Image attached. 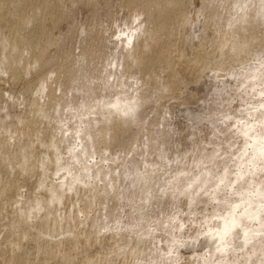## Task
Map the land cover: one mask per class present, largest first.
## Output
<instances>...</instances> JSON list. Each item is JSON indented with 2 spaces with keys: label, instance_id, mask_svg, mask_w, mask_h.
Listing matches in <instances>:
<instances>
[{
  "label": "bare ground",
  "instance_id": "obj_1",
  "mask_svg": "<svg viewBox=\"0 0 264 264\" xmlns=\"http://www.w3.org/2000/svg\"><path fill=\"white\" fill-rule=\"evenodd\" d=\"M176 104L229 121L225 174ZM180 241L264 264V0H0V264H202Z\"/></svg>",
  "mask_w": 264,
  "mask_h": 264
},
{
  "label": "rangeland",
  "instance_id": "obj_2",
  "mask_svg": "<svg viewBox=\"0 0 264 264\" xmlns=\"http://www.w3.org/2000/svg\"><path fill=\"white\" fill-rule=\"evenodd\" d=\"M210 82L211 81L209 79H207L205 85L208 87ZM205 85L203 84V85L200 86L198 94L195 93V95L193 94V96H192V93H190V92L188 93V96L190 98L188 104H189L190 108L192 107V108L198 109V104L200 103V106H201V103L203 104L202 99L200 100L199 98L200 97L203 98V97L207 96L206 94L213 92V91L210 90L212 88L211 85H210V87L208 89H207V87ZM233 94L235 95V91H234V93H231L229 95V97H227V100H228L227 104H231V107L235 106V104H236L235 97H234ZM194 97H195L197 102L195 100L193 101ZM197 97H199L198 100H197ZM231 101H232L233 105H232ZM193 103H195V104H193ZM223 104L225 105L224 101H223ZM183 109H184V107H180V105H178V104L173 105V109H172L173 111L171 113L172 115H169L168 118H170V116H172L174 120L172 119L171 122L175 123V127L181 128V129H185L186 131L184 132V135L187 134L185 137H187L188 140L191 139L190 140V144H189V149H188L189 152L187 154L188 158H186V161L190 160L192 162L194 159H196V157H197V155L199 153V149H201V154H205V153H209V152L213 151L214 148H216V147H215L214 143H212V140H217L218 142L221 143V147L219 149L220 151L216 154V159L215 160L211 161V158H205L203 161H201L199 163V165H196V164L193 165L194 163H191L190 166L194 167L196 171L198 169H205L204 168L205 166L213 167L214 174H217V173L225 174L226 171H224L225 170L224 167L226 166L227 162L223 161V160L225 158L224 152L227 151V149H228L227 148L228 144H227L226 140H227V137L229 138L231 136V134H232V131L229 130L231 128L229 121H221L220 124L218 125V127L219 126L220 127L219 128L218 127L214 128L212 126V124H210V122L207 119H205L204 116H202L204 120L199 125V124H196L194 116L192 114H190V111L183 110ZM225 109H230V108L225 106ZM190 110H192V109H190ZM177 111H179V113ZM202 112H207V111H206V109H204ZM234 113L238 114L239 110L234 109ZM173 115H175V116H173ZM178 115H179L180 118L178 117ZM176 119H178V120H176ZM179 125H180V127H179ZM183 125H184V127H183ZM217 129H221V130L225 129L224 130V134L220 135L218 133V135L220 136V139H217L214 136V132H217L216 131ZM179 136L180 135H178V138H179ZM221 136H222V138H221ZM188 140H186V141H188ZM204 161H205V163H204ZM231 167L232 166L230 165L229 168H228V171L231 170ZM205 196L206 195L203 194L200 197V194H199V197L202 200L205 199ZM182 208H183L182 204L181 203H177L169 211V213L172 215L175 212H180L182 210ZM183 244L184 243H181V241H180L179 247L175 248L176 252H174V253H175L176 257H178L180 254H182L184 256H189V257H191L193 259L195 258V259H198V260H202V264H207L205 261H203L205 255H207L206 258L208 257L210 260H212L214 262H217L220 259L222 260V255L218 254L219 252L214 247H209L205 243L200 244L199 241H197V242L195 241V243L191 244L189 247H182L181 248V246ZM217 254H218V256H217ZM168 256H170V253H169ZM167 261H171V260H167Z\"/></svg>",
  "mask_w": 264,
  "mask_h": 264
}]
</instances>
